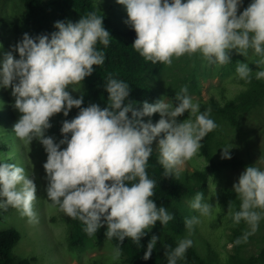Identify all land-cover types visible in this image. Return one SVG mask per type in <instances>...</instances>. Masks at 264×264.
<instances>
[{"label": "clouds", "instance_id": "1", "mask_svg": "<svg viewBox=\"0 0 264 264\" xmlns=\"http://www.w3.org/2000/svg\"><path fill=\"white\" fill-rule=\"evenodd\" d=\"M116 3L125 6V23L136 34L131 47L145 61L170 66L173 59L199 54L209 65L219 67L230 63L231 51L244 57L251 51L258 57L254 63L260 69L255 79L264 80V0H251L239 15L242 0ZM102 21L101 16L89 12L76 23L55 22L56 31L50 34L31 37L25 33L13 48L19 59L12 51L0 58V88H11L12 107L21 114L13 125L15 136L27 143L38 140L46 153L42 167L50 206L80 221L88 236L106 226V239L118 241L111 255L115 261L120 258V244L125 238L139 244L145 230L157 221L164 226L173 219L151 198L155 181L148 178L146 164L153 142L165 176L179 177L185 162L197 153L217 124L207 110L200 111L187 86L175 93V106L162 98L153 103L144 101L137 108L135 102L126 103L129 85L109 77L104 85L107 106L92 103L82 107L83 96L73 98L66 89L91 76L93 66L104 63V53L96 47L98 43L109 44ZM235 72L245 82L253 73L241 62L236 63ZM73 108L79 109L78 114L62 121L63 139L54 143L52 137L45 136L51 127L50 118L58 113L67 117ZM186 112L188 118L178 122ZM153 114L160 117L155 123ZM144 117L149 118L147 122ZM231 147L220 148L221 159H231ZM232 188L239 208L231 212V219L234 224L243 221L248 226L235 241L239 244L246 242L264 219V169L247 166ZM36 193L33 174L27 175L23 167L0 159V209L11 207L29 223H38L32 207ZM189 207L198 213L185 218L190 233L213 207L201 192L195 194ZM157 240L153 235L148 241L143 260L150 258ZM191 246L189 238L179 239L171 251L164 252L167 264H177Z\"/></svg>", "mask_w": 264, "mask_h": 264}, {"label": "rangeland", "instance_id": "2", "mask_svg": "<svg viewBox=\"0 0 264 264\" xmlns=\"http://www.w3.org/2000/svg\"><path fill=\"white\" fill-rule=\"evenodd\" d=\"M98 9L106 14L113 26L120 30H128L131 27L125 23L128 19L126 8L117 4L116 0H93ZM251 2L242 0L237 15L240 14ZM23 0H0V58L9 51L13 52L15 59H19L18 53L13 51L14 46L31 28L23 21ZM230 63L223 66L209 65L199 54L189 57L187 55L179 59H173L170 66H165L158 76L148 78V84L153 87L160 99L176 105L175 93L180 87L187 86L188 95L194 102L209 104L215 99L222 105L235 99L248 88V83L237 78L235 67L237 62L248 64L251 71L256 72L259 67L254 63L258 57L249 51L246 57L238 55L235 50L229 53ZM74 88L76 91H73ZM73 98H79L84 90L82 81L76 85H70L66 89ZM14 98L11 88H0V159L6 163H15L25 169L27 175L34 177L37 186V199L33 202L38 223H29L27 217H21L17 210L8 207L0 209L2 220L0 232L7 229H16L21 234V239L13 250L19 259H36L32 264H126L121 253L118 260L111 259L114 246L108 242H99L96 239L89 240L82 248H72L69 245L71 223L56 207H51L47 201L45 171L42 167L46 161V153L38 140L31 143L23 142L14 137L13 125L21 115L12 105ZM79 109L73 108L69 115L64 117L62 113L50 118L51 127L45 131V136L52 137L54 143H58L63 136L60 133L62 121L73 119ZM188 118L186 112L178 117V122ZM147 122V121H144ZM231 144V159H238L251 166L264 169V99L249 113L245 114L238 127H233L225 120L218 118V132L211 140V154L214 160L221 159L222 147ZM7 147L6 149H3ZM66 147V145L61 146ZM153 149L156 142H153ZM3 149V150H2ZM158 154V152L155 150ZM261 159V160H260ZM260 160V161H259ZM209 164L208 160L201 156L199 150L194 156L185 162L179 178L188 185L195 182L190 178L196 171H202ZM245 167L226 169L221 173H211L208 177L206 190L203 197L213 207L210 214L200 217L199 224L193 226L179 237L189 238L198 252L214 264H226L229 254L232 252V230L241 228L243 232L248 226L241 221L234 224L231 219V201L236 199L233 191V183L238 181L239 175ZM194 197L185 198L178 207L183 209L188 217L198 215L189 207ZM239 203V200L236 199ZM154 234L159 236L160 226L152 227ZM264 249V219H261L256 231L243 242L241 255L245 258L258 255Z\"/></svg>", "mask_w": 264, "mask_h": 264}, {"label": "trees", "instance_id": "3", "mask_svg": "<svg viewBox=\"0 0 264 264\" xmlns=\"http://www.w3.org/2000/svg\"><path fill=\"white\" fill-rule=\"evenodd\" d=\"M23 5V21L31 28L28 33L31 37L56 31L53 25L57 21L76 23L81 16H85L89 12H95L103 18V27L109 33V44L107 47L99 43L96 46L98 50L103 51L105 59L102 65L93 66L92 75L85 77L82 81L84 85L81 94L83 96L82 107H87L92 103L98 104L101 108L107 106V93L104 91V85L109 77L122 80L129 85L130 93L126 103L135 102V106L139 108L144 101L153 103L159 100L155 89L147 82L149 77L161 74L164 65L159 62L153 64L139 56L131 47L136 35L134 30L115 28L111 19L98 9L93 0H23ZM247 83L248 88L245 91L223 105L215 99H211L209 104H200V111L207 110L217 127L210 131L201 142L199 153L208 160L209 164L204 170L196 171L191 175L190 178L195 182L194 185L188 186L179 177L173 175L166 177L164 169L157 162L158 154L153 149L146 164L148 178L155 181L151 198L157 207L164 206L173 219L164 226L157 221L155 225L160 226L163 232L157 236L153 233L152 226L149 230H145V235L139 244L125 238L120 244V250L126 264H167L164 252L171 251L176 246L179 237L188 230L184 221L189 217L183 209L178 207L179 203L185 198L194 197L197 192L203 193L207 188L208 177L211 173L218 174L226 169L251 166L236 158L214 160L211 154V140L218 132V118L225 120L233 127H238L241 118L251 112L264 99V80L255 79V72H253ZM159 118V114H153L151 120L155 123ZM143 119L147 121L149 118L144 117ZM230 204L233 211L238 210L239 203L236 199L232 200ZM1 220L2 213H0ZM70 223L69 245L72 248H82L91 239H96L99 242L108 241L114 247L118 243L115 238L106 239L104 235L106 226L101 227L93 236H88L83 231L84 225L80 221L70 219ZM232 233L230 240L233 247L226 264H264V249L256 256L245 258L241 255L243 242L239 244L235 242L244 232L241 228H234ZM153 235L158 237L157 244L150 258L145 261L142 257L147 243ZM20 239L21 234L16 229L11 228L0 232V264H32L36 260L34 258L19 259L14 255L13 250ZM177 264L214 263L204 258L194 246H191L187 249L184 258L178 260Z\"/></svg>", "mask_w": 264, "mask_h": 264}, {"label": "bare ground", "instance_id": "4", "mask_svg": "<svg viewBox=\"0 0 264 264\" xmlns=\"http://www.w3.org/2000/svg\"><path fill=\"white\" fill-rule=\"evenodd\" d=\"M14 137H16V136H14ZM9 163H11V162H9Z\"/></svg>", "mask_w": 264, "mask_h": 264}]
</instances>
